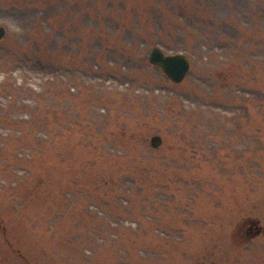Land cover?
<instances>
[{
    "label": "rangeland",
    "instance_id": "374dc122",
    "mask_svg": "<svg viewBox=\"0 0 264 264\" xmlns=\"http://www.w3.org/2000/svg\"><path fill=\"white\" fill-rule=\"evenodd\" d=\"M0 26V264H264V0H0Z\"/></svg>",
    "mask_w": 264,
    "mask_h": 264
},
{
    "label": "water",
    "instance_id": "95a60500",
    "mask_svg": "<svg viewBox=\"0 0 264 264\" xmlns=\"http://www.w3.org/2000/svg\"><path fill=\"white\" fill-rule=\"evenodd\" d=\"M5 35V29L0 26V38ZM148 62L161 69L164 75L174 83L181 82L189 70V60L182 53L164 54L159 47H152L149 55ZM161 143L159 135H152L150 137V145L156 148ZM207 264H217L216 262H209Z\"/></svg>",
    "mask_w": 264,
    "mask_h": 264
},
{
    "label": "flooded vegetation",
    "instance_id": "af4514ba",
    "mask_svg": "<svg viewBox=\"0 0 264 264\" xmlns=\"http://www.w3.org/2000/svg\"><path fill=\"white\" fill-rule=\"evenodd\" d=\"M262 230H260V228L257 226V221L252 220L250 225L246 228V235L250 237L255 236Z\"/></svg>",
    "mask_w": 264,
    "mask_h": 264
}]
</instances>
